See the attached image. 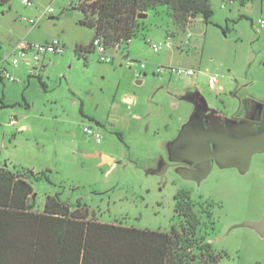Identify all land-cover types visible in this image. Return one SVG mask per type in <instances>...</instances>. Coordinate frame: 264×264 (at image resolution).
<instances>
[{"label":"rangeland","instance_id":"1","mask_svg":"<svg viewBox=\"0 0 264 264\" xmlns=\"http://www.w3.org/2000/svg\"><path fill=\"white\" fill-rule=\"evenodd\" d=\"M79 2L0 5V167L48 176L29 179L39 212L47 195L59 193L73 209L87 205L89 218L140 229L169 231L177 222L175 197L189 191L200 203L214 202L215 225L207 239L220 255L218 264H264V235L242 225L264 216V153L253 156L245 173L218 165L200 181L194 179L200 172L154 173L171 159L169 145L194 112L192 93L226 116L237 113L245 99L264 100V27L258 23L264 0H236L225 7L224 0H211V20L199 16L192 22L185 48L187 32L172 35L174 24L160 6L143 18L128 46L111 49V62L100 61L96 49L87 59L76 54L77 45L87 46L95 36L80 23ZM168 38L174 47L152 49V43ZM54 39L63 44L62 53L44 54L34 69V61L12 65L8 54L21 40ZM129 59L136 63L127 65ZM160 67L167 70L157 73ZM212 77L219 81L215 89ZM85 127L97 130L101 142ZM98 152L114 161H103Z\"/></svg>","mask_w":264,"mask_h":264},{"label":"trees","instance_id":"2","mask_svg":"<svg viewBox=\"0 0 264 264\" xmlns=\"http://www.w3.org/2000/svg\"><path fill=\"white\" fill-rule=\"evenodd\" d=\"M10 0H0L6 5ZM165 6L176 35L190 28L199 16L209 22L211 0H80L81 24L95 30L108 48L128 46L143 28L138 16ZM94 41V40H93ZM93 41L77 45L87 59ZM0 77H2L0 75ZM30 177L33 170L11 171L0 167V264H218L220 255L208 241L215 221L214 202L200 203L191 193L176 197L177 222L169 231L140 229L89 218L87 205L47 195L44 210H35Z\"/></svg>","mask_w":264,"mask_h":264},{"label":"water","instance_id":"3","mask_svg":"<svg viewBox=\"0 0 264 264\" xmlns=\"http://www.w3.org/2000/svg\"><path fill=\"white\" fill-rule=\"evenodd\" d=\"M147 16L148 13H141L138 17L143 19ZM196 96L197 98L191 99L194 104L199 101L203 109L208 106L200 93ZM198 118L190 119L184 124L176 140L169 145L171 160L194 162L209 158L207 169L211 170L215 162L220 167H235L245 172L250 168L253 156L264 153V107L259 109L255 117L232 124L227 129H220L221 131L208 128L203 114L199 113ZM166 170L165 166L154 173L164 176ZM242 225L264 235V216Z\"/></svg>","mask_w":264,"mask_h":264},{"label":"built area","instance_id":"4","mask_svg":"<svg viewBox=\"0 0 264 264\" xmlns=\"http://www.w3.org/2000/svg\"><path fill=\"white\" fill-rule=\"evenodd\" d=\"M24 1L28 5H33L35 2V0H24ZM224 1H225V4L223 6L225 7L227 3L234 4V2L236 0H224ZM47 12L53 13L54 9L49 8ZM28 21L33 26L36 25V21L33 19L28 20ZM258 23H259V27H261V28L264 27V19L263 18L259 19ZM188 29L189 28H187V30ZM187 30H186V32H187ZM192 37H193V34L188 31L186 34V38L183 41L182 48H185L186 46L191 44V38ZM169 39L170 38H168V40L165 41L164 44L163 43H160V44L152 43L151 44L152 49L155 52H160L163 49L164 45L166 47H174V42L172 40H169ZM93 45H94V49H96L98 52L100 61L111 62L114 59L115 53L111 52V48H108L103 43V40L101 38L94 39ZM121 48H122L121 44L118 43L116 45V47L113 48V50H119ZM63 51H64V46L60 42V40H58V39H54L52 41H47V42H27L25 40H21L20 42H18V44L16 46H14L10 49L8 56L11 58V63L14 66H18V64L21 61H25L28 64L31 63V61H34L35 62V65L33 67V69H34V68H36V66H38L39 62L42 61L44 54H47V53L59 54V53H62ZM127 63H128L127 65L132 66L136 62L133 59H129ZM142 67H145V65L142 64ZM168 69L171 72H174L177 74H185L189 77H194L197 75V72L193 69L175 68V67H169ZM166 70H167L166 67H160L157 69V73H161V72L166 71ZM5 77L11 78V75L8 72H6ZM218 83H219V81H218L217 77H212L210 79L209 85L212 89H215L216 86L218 85ZM11 123L16 124V120H12ZM84 131L87 134L93 135L98 143L101 142V134L97 130H94L90 127H85Z\"/></svg>","mask_w":264,"mask_h":264},{"label":"flooded vegetation","instance_id":"5","mask_svg":"<svg viewBox=\"0 0 264 264\" xmlns=\"http://www.w3.org/2000/svg\"><path fill=\"white\" fill-rule=\"evenodd\" d=\"M196 95L197 93H192L191 99L197 98ZM263 107H264V100H252V102L249 103V100L247 99L245 102H242V106L240 107L237 113L233 114L232 116H226L218 111L211 110L208 106L203 109L202 104L199 101H196V103L194 104V112L191 115L190 119L197 120L198 114L200 113L204 115L203 119L208 128L224 130V129L229 128V126L232 124L242 122L249 118L255 117L258 114L259 109ZM208 161H209V158H205V159L194 161V162H187L186 160L176 162L170 159L167 163L165 162L162 163L161 169L166 166L167 168H175L185 173L200 172L201 175L199 177H194V179H196L197 181H200L202 178L206 177L211 172V170L213 169L215 165H217L214 162L213 166H211V170L207 169ZM238 170L242 172L240 169ZM207 172L209 173L207 174ZM245 172H242V173H245Z\"/></svg>","mask_w":264,"mask_h":264},{"label":"crops","instance_id":"6","mask_svg":"<svg viewBox=\"0 0 264 264\" xmlns=\"http://www.w3.org/2000/svg\"><path fill=\"white\" fill-rule=\"evenodd\" d=\"M1 78H2V77H0V79H1ZM220 87L222 88L223 85H221ZM125 100H126L127 102H129V103H131V102L133 101V99H132L131 97H129V96H126V97H125ZM245 101H246V99H245L244 101H242V102H245ZM96 156L102 158L103 161H104V159H105L106 157L114 161V159H113L111 156H109L107 153H105V152H98V153L96 154ZM103 161H102V162H103ZM113 161H112V162H113ZM112 162H106V163H112Z\"/></svg>","mask_w":264,"mask_h":264}]
</instances>
